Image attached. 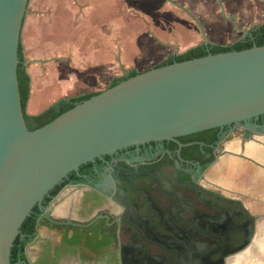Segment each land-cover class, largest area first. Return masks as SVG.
<instances>
[{
    "label": "flooded vegetation",
    "instance_id": "af4514ba",
    "mask_svg": "<svg viewBox=\"0 0 264 264\" xmlns=\"http://www.w3.org/2000/svg\"><path fill=\"white\" fill-rule=\"evenodd\" d=\"M225 19L239 36L228 45L264 34V12ZM198 21L209 44L193 20L197 46L219 45ZM250 125L130 144L81 165L34 207L15 264H31L26 250L41 238L36 264H264V116Z\"/></svg>",
    "mask_w": 264,
    "mask_h": 264
},
{
    "label": "water",
    "instance_id": "95a60500",
    "mask_svg": "<svg viewBox=\"0 0 264 264\" xmlns=\"http://www.w3.org/2000/svg\"><path fill=\"white\" fill-rule=\"evenodd\" d=\"M30 0H0V264L35 206L70 172L130 144L244 124L264 116V46L153 67L30 130L18 80ZM184 10L201 28L198 19ZM49 212L41 219H48ZM26 254L31 264L30 248Z\"/></svg>",
    "mask_w": 264,
    "mask_h": 264
},
{
    "label": "rangeland",
    "instance_id": "374dc122",
    "mask_svg": "<svg viewBox=\"0 0 264 264\" xmlns=\"http://www.w3.org/2000/svg\"><path fill=\"white\" fill-rule=\"evenodd\" d=\"M173 1L189 9L198 18L197 7L202 8L199 2L203 5L205 1L210 0ZM211 2L214 4L213 1ZM229 3L233 6V11L237 13L243 10L247 15L245 10L250 9L246 21L254 13L251 9L254 8L256 11V0H229ZM261 3L264 4V0ZM77 13H73V20L68 27L69 30H73L74 36L73 92L77 96L103 91L110 87L114 78L124 77L131 70L143 72L151 69L171 55L183 54L194 45L200 44L192 40V37H189L186 42L179 38L183 37L180 36L181 33L192 32L194 23L181 8L167 0H89L84 8L85 15L80 14L81 12ZM210 14L214 19V13ZM28 15H31V12ZM229 22V19H221L206 23L205 28L214 36L212 41L214 44L228 45L239 37L232 29L233 26L230 30ZM231 24L233 25V21ZM115 34L121 41V46L116 44L119 48L118 52L122 54L121 65H117L115 74L107 72L106 66V72H101L104 68L99 70L100 77L92 75L87 70L88 64L83 56L92 50L104 54L112 52L113 50L110 49H113L115 44L111 40L116 36ZM26 35L27 32L25 37ZM178 39L181 40L178 41ZM63 41H66L65 37ZM22 44L25 48V39ZM26 55L24 52L27 62Z\"/></svg>",
    "mask_w": 264,
    "mask_h": 264
},
{
    "label": "crops",
    "instance_id": "0c3cea01",
    "mask_svg": "<svg viewBox=\"0 0 264 264\" xmlns=\"http://www.w3.org/2000/svg\"><path fill=\"white\" fill-rule=\"evenodd\" d=\"M87 3H89V0L29 1L28 8L30 10L26 14L21 33V44L24 42V39L26 44L25 48L22 44L23 53L25 52L28 58L26 71L30 76V94L26 107L28 115H40L60 100L77 96L73 92L75 71L74 36L72 34L73 30H69L68 27L71 25L70 22L73 20L74 12H81L80 14L85 15L84 8ZM199 3L202 8L197 7V16L201 22L203 21L204 25L213 20L220 21L221 19H225L226 14L236 15L242 22H246L250 11L249 8V11L245 10L247 15L244 14L243 10L238 13L234 12L229 0H210L209 2L205 1L203 5L201 2ZM258 10L257 8L256 11L254 8L251 9L254 14L257 12L262 13L264 12V7ZM29 12H31V15H28ZM210 13H214V19ZM228 26H230L231 30V22H229ZM192 29V32L190 31L189 34H182L180 32V36L183 37L179 38L186 42L189 37H192V40L200 43L201 38L195 24ZM207 31H209L208 34L213 35L210 30ZM26 32L27 35L25 37ZM115 35L111 40L115 44L113 49H110L113 50L112 52L104 54L92 50L83 56L84 61L88 64L87 70L92 75L100 77L101 72H106V66L108 67L107 72L115 74L117 65H121L123 61L122 54L120 51L118 52V46L116 47L117 43L121 46V41L118 38L119 36ZM64 37L66 38L65 42L63 41ZM181 39H178V41ZM102 68L104 70L100 72L99 70ZM103 80L105 81V79ZM46 248L47 242L44 238H41L37 246L30 249V256L34 264H36V257H45L46 253H42L40 249ZM67 262L63 264H67Z\"/></svg>",
    "mask_w": 264,
    "mask_h": 264
},
{
    "label": "trees",
    "instance_id": "16d2710c",
    "mask_svg": "<svg viewBox=\"0 0 264 264\" xmlns=\"http://www.w3.org/2000/svg\"><path fill=\"white\" fill-rule=\"evenodd\" d=\"M255 45L259 47L264 46V34L262 36L261 35L259 36L258 41L256 43H253V42L247 43V42L239 41V42H236L228 46L211 45L209 48H206L204 46H196V47L188 49L183 54L169 57L167 60L163 61L162 63H160L159 65L155 67L169 65L174 62H183V61H187V60H191L195 58H201V57L208 55L209 53L219 54V53H226V52H231V51H241V50L252 48ZM19 59H20V64L18 67V80H19L21 101H22L23 110L25 112V118H26V121H27V124L30 130H35V129L43 127L44 125L50 123L51 121H53L55 118H57L61 114L65 113L66 111L74 108L76 105L82 103L85 100L90 99L91 97L99 93V92L88 93L85 95L65 98V99L60 100L57 104L50 107L49 109H47L40 115L30 116L26 113V107H27V103L29 100V94H30V76L27 73L26 67L24 65L25 59H24L22 44L20 45V48H19ZM139 73L140 72L137 70H131L124 77L114 79L110 87H113L117 85L118 83L130 77H133ZM35 209L37 210L38 207L36 206ZM35 225H36V219L34 215L32 214L28 218H26L20 230L24 234L30 235L34 233ZM24 248H25V241L22 240L21 233H20V235L14 241L13 247L11 249L12 264L19 262L21 259L25 260V257L23 256Z\"/></svg>",
    "mask_w": 264,
    "mask_h": 264
}]
</instances>
